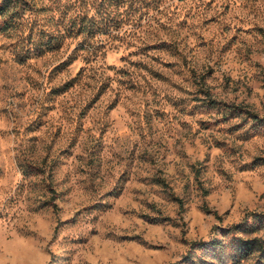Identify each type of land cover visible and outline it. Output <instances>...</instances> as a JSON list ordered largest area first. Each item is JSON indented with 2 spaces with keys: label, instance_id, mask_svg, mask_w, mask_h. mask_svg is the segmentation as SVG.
Returning <instances> with one entry per match:
<instances>
[{
  "label": "rangeland",
  "instance_id": "obj_1",
  "mask_svg": "<svg viewBox=\"0 0 264 264\" xmlns=\"http://www.w3.org/2000/svg\"><path fill=\"white\" fill-rule=\"evenodd\" d=\"M131 7L89 55L0 32V264H215L264 214V0Z\"/></svg>",
  "mask_w": 264,
  "mask_h": 264
},
{
  "label": "trees",
  "instance_id": "obj_2",
  "mask_svg": "<svg viewBox=\"0 0 264 264\" xmlns=\"http://www.w3.org/2000/svg\"><path fill=\"white\" fill-rule=\"evenodd\" d=\"M47 1L50 5H34L28 0H0V32L13 29L21 22L27 23V29H24L26 47L21 54L17 53L16 57L19 62L30 56L56 50L69 37L78 38L72 49L73 53L83 51L87 55L93 54L96 49L92 43L95 37L112 30L110 28L112 25L115 27L117 20L113 19L114 16L122 15L125 11L127 13L126 9L132 8L133 3V0ZM46 9L57 13L48 17L49 23H35L34 17L28 18V13L33 10ZM33 24L37 26L34 27ZM46 24H50L49 27ZM253 216H257V223L232 225L222 231L223 241L211 238L193 243L194 250L201 251L202 258L207 255L214 259L217 262L215 264H224L227 260L230 264H242L248 260L252 261L250 264H264V214L257 213ZM236 232H242L243 235ZM254 232H257V235L252 236ZM203 261L214 264V261Z\"/></svg>",
  "mask_w": 264,
  "mask_h": 264
}]
</instances>
